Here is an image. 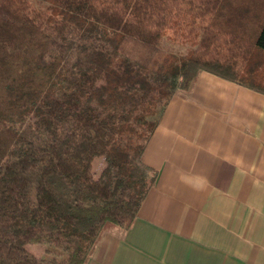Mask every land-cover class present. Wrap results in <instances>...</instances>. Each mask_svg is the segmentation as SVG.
<instances>
[{
    "label": "trees",
    "instance_id": "obj_1",
    "mask_svg": "<svg viewBox=\"0 0 264 264\" xmlns=\"http://www.w3.org/2000/svg\"><path fill=\"white\" fill-rule=\"evenodd\" d=\"M202 71L264 94V0H0V264H88L131 228Z\"/></svg>",
    "mask_w": 264,
    "mask_h": 264
},
{
    "label": "crops",
    "instance_id": "obj_2",
    "mask_svg": "<svg viewBox=\"0 0 264 264\" xmlns=\"http://www.w3.org/2000/svg\"><path fill=\"white\" fill-rule=\"evenodd\" d=\"M157 171L128 230L88 264H264V94L208 71L172 97L145 149Z\"/></svg>",
    "mask_w": 264,
    "mask_h": 264
},
{
    "label": "rangeland",
    "instance_id": "obj_3",
    "mask_svg": "<svg viewBox=\"0 0 264 264\" xmlns=\"http://www.w3.org/2000/svg\"><path fill=\"white\" fill-rule=\"evenodd\" d=\"M177 42H170V41H166V45L169 46V47H174V49H181L183 50L184 49V45L181 44V39H176Z\"/></svg>",
    "mask_w": 264,
    "mask_h": 264
}]
</instances>
